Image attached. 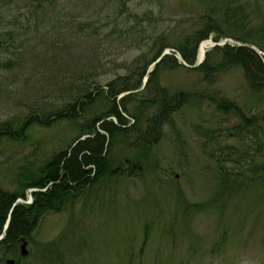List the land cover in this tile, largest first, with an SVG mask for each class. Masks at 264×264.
<instances>
[{
    "label": "rangeland",
    "instance_id": "obj_1",
    "mask_svg": "<svg viewBox=\"0 0 264 264\" xmlns=\"http://www.w3.org/2000/svg\"><path fill=\"white\" fill-rule=\"evenodd\" d=\"M32 1L0 0V17L13 23L20 19L17 28L0 25V43L11 35L15 39L10 47L0 46V124L32 110L63 108L62 96L72 95L68 88L73 83L95 80L106 94L108 81L127 75L146 53L126 81L136 85L142 80V91L157 52L175 45L183 32L199 28V18L215 6L211 0H64L67 13L37 27L27 21L33 9L19 10ZM128 12L137 14L143 26L127 23ZM106 15L112 16L109 21ZM262 45L253 47L264 55ZM178 62L183 65L181 57ZM186 68L164 71L161 86L178 90L203 85V91L237 103L258 122L254 127L260 128L261 140L251 137L253 127L250 133L235 130L245 122L234 113L208 103L187 106L174 115L176 129L167 127L146 152L122 140L111 156L125 170L89 187L65 210L48 213L28 238L27 258L19 259V246L7 258L18 264H264V91L254 93L239 68L212 84ZM106 103L99 100L92 109L76 113L74 121L31 126L21 142H1L0 188L16 191L24 173L71 151L82 126L101 115ZM228 147L238 149L236 160L243 166L238 171L244 176L221 175ZM126 158L138 162L132 174L122 164ZM224 166L232 172L238 168L231 161Z\"/></svg>",
    "mask_w": 264,
    "mask_h": 264
},
{
    "label": "trees",
    "instance_id": "obj_2",
    "mask_svg": "<svg viewBox=\"0 0 264 264\" xmlns=\"http://www.w3.org/2000/svg\"><path fill=\"white\" fill-rule=\"evenodd\" d=\"M211 1L215 6L210 12L199 18L200 27L183 32L175 45H164L150 62L155 63L165 49L173 48L174 54H180L185 62L194 65L201 42L209 39L212 34H214L215 41L230 38L241 45L226 44L223 47H215L207 53L202 65L189 70L198 72L202 75L203 82L212 84L225 72L239 68L244 72L251 90L256 94L263 92L264 56H260L249 46L264 42V0ZM120 5L122 4L120 3ZM27 6L29 11L33 9L32 15L27 21L30 23L33 20L37 27L59 19L67 13L64 0H40L37 2L33 0L23 7L19 6V10L27 11ZM125 6L124 4L123 7ZM104 11V8H99L101 15H104ZM128 13L127 23L133 20L132 24L143 26V20L137 14ZM217 13L222 16H216ZM106 16L108 21L112 17ZM19 21L20 19H17L13 23L11 18L5 20L0 17V25L7 22L17 28L16 25H19ZM29 27H23V29H29ZM10 37L11 40H5L6 43H0V46L8 44L10 47L9 43L15 41L14 36ZM174 54L166 55L156 64L154 70L148 74L149 80L142 91H139L143 85L142 80L136 85L127 84L126 81L128 74L135 72L138 63L146 60L148 55L146 53L141 54L131 64L127 75H119L116 79L108 81L105 85L108 88L106 94H104V86L95 80L73 83L68 88L73 92L72 95L62 96L65 101L63 108L54 112L32 110L28 114L0 124V143L4 140L21 142L27 138L31 126L48 127L52 121H74L78 116L76 113L92 109L99 100L107 102L101 115L88 118L82 126L81 133L76 139L77 145L69 147L71 151L52 156L42 166L24 173L19 190L15 193L0 188V235L3 232L9 211L18 198L28 200L26 192L29 188L45 190L35 192L32 203H19L15 208L10 227L6 231V237L0 241V264H5L4 258L17 252L19 238L21 236L30 238L38 222L43 220L48 213H59L65 210L67 205L77 199L86 189L101 180L111 179L122 172L121 169L125 170L121 165L118 167L117 161L111 156L115 146L122 140L128 143L129 147L135 145L146 152L150 146L156 145L163 138L167 127L176 129L174 115L187 106H202L204 103H208L217 106L221 112L234 113L245 122L244 126L240 125L235 130L240 133L243 131L250 133V129L253 127L251 137L260 139V128L254 127L258 122L254 117H246L244 110L237 103L215 93L212 94V90L210 92L203 91V85L198 89L182 88L178 90L162 87L160 77L164 71L170 70L173 66L186 68L179 64ZM147 67L143 69L142 76L147 74ZM82 79L80 78V81ZM127 92L131 93L119 101L117 100L120 94ZM124 114L131 117V121L126 119ZM262 121H264V117ZM261 129L264 131V125ZM262 133L264 135V132ZM84 135L88 137L81 140ZM133 137L135 138L134 142L131 141ZM228 148L230 151L224 152L226 154L224 161L220 162L221 175L224 178L229 175L244 176L238 171L243 167L241 161L236 160L238 149L236 147ZM145 154L147 155V153ZM228 156H235V158L229 159ZM226 161L235 163L238 168L233 172L228 170L224 166ZM122 164L127 165L126 172L131 174L138 166V162L131 158H126Z\"/></svg>",
    "mask_w": 264,
    "mask_h": 264
},
{
    "label": "water",
    "instance_id": "obj_3",
    "mask_svg": "<svg viewBox=\"0 0 264 264\" xmlns=\"http://www.w3.org/2000/svg\"><path fill=\"white\" fill-rule=\"evenodd\" d=\"M213 45H212V48H214V47H217V46H223V45H225L226 44V41L225 42H223V43H212ZM252 50H254L255 52H257L258 54H259V52L257 51V49L255 48V47H250ZM168 54H170V52H165L152 66H155L158 62H160V60L165 56V55H168ZM177 58L178 59H180V57L179 56H177ZM205 58H206V56L203 58V59H198V62H197V64L195 65V66H190V65H188V64H186V63H184V65L186 66V67H189V68H196V67H198V66H200L203 62H204V60H205ZM182 59V58H181ZM147 81L145 80V83H146ZM84 139V138H83ZM34 191H37V190H31V192H34ZM45 191V190H44ZM29 198H30V200L29 201H21V200H18L17 201V203L16 204H14V206H13V210L16 208V206L18 205V203H20V202H25V203H31L32 202V197L29 195L28 196ZM12 210V211H13ZM12 211H11V213H10V215H9V219H8V221H7V224H6V227H5V229H4V234H2V235H0V241H2L3 239H4V237H5V232H6V230L8 229V226H9V223H10V220H11V216H12ZM19 243H20V257L21 258H26V257H28L29 255H30V251H29V249H28V244H29V241H28V238L26 237V236H21L20 238H19ZM6 263L7 264H16V261L14 260V259H8L7 261H6Z\"/></svg>",
    "mask_w": 264,
    "mask_h": 264
},
{
    "label": "bare ground",
    "instance_id": "obj_4",
    "mask_svg": "<svg viewBox=\"0 0 264 264\" xmlns=\"http://www.w3.org/2000/svg\"><path fill=\"white\" fill-rule=\"evenodd\" d=\"M228 38L227 39H223V40H220V41H215L214 39H207L206 41H203L202 43H201V45H200V49H199V53H198V59H203L205 56H206V54H207V52L211 49V47H212V43H223V42H225L226 41V44L227 43H229L228 42ZM230 41V40H229ZM236 44H238V43H236ZM233 45V44H232ZM239 45V44H238ZM223 46H225V45H223ZM260 56H264V55H261L260 54ZM75 146V145H74ZM64 165V164H63ZM33 169V168H32ZM19 190V188L16 190V191H18ZM31 190H37V191H34V192H31ZM16 191H14V192H11V193H15ZM39 191H44V190H40V189H37V188H29L28 190H27V192H26V195H30L31 197H32V201H33V194L35 193V192H39ZM18 200H25V199H22L21 197H19L18 198ZM17 200V201H18ZM17 201L14 203V204H16L17 203ZM14 204H13V206H14ZM19 204V203H18ZM13 206H12V208H13ZM17 207V206H16ZM10 209V211H9V214H8V217H7V221H8V219H9V215H10V213H11V211L13 210V209ZM15 210V209H14ZM14 210L12 211V213L14 212ZM11 220H12V216H11ZM11 220H10V223H11ZM7 221H6V223H5V225H4V229H5V227H6V224H7ZM10 223H9V226H8V229H9V227H10ZM4 229H3V232H2V234H4ZM7 229V230H8ZM6 230V231H7ZM1 234V235H2ZM6 234H7V232H5V237H6ZM4 237V238H5Z\"/></svg>",
    "mask_w": 264,
    "mask_h": 264
}]
</instances>
